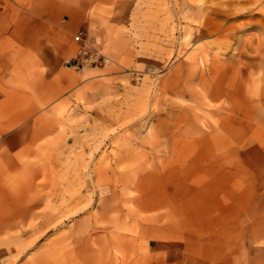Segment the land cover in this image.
Listing matches in <instances>:
<instances>
[{"label": "rangeland", "instance_id": "374dc122", "mask_svg": "<svg viewBox=\"0 0 264 264\" xmlns=\"http://www.w3.org/2000/svg\"><path fill=\"white\" fill-rule=\"evenodd\" d=\"M0 264H264V0H0Z\"/></svg>", "mask_w": 264, "mask_h": 264}, {"label": "built area", "instance_id": "2783aa9c", "mask_svg": "<svg viewBox=\"0 0 264 264\" xmlns=\"http://www.w3.org/2000/svg\"><path fill=\"white\" fill-rule=\"evenodd\" d=\"M78 36L80 37L81 36V33H79ZM84 54L85 53L80 52L78 54V56L75 57L74 64L72 65L71 63H69V65L78 68L79 66H84L86 63H92V62H94V61L97 60V59H95V60L92 59L91 60V55H89L88 57H86Z\"/></svg>", "mask_w": 264, "mask_h": 264}]
</instances>
